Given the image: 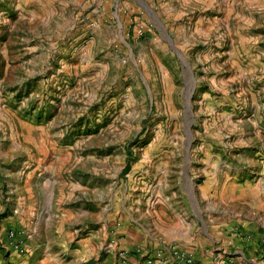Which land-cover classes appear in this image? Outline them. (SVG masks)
<instances>
[{
  "label": "rangeland",
  "instance_id": "rangeland-1",
  "mask_svg": "<svg viewBox=\"0 0 264 264\" xmlns=\"http://www.w3.org/2000/svg\"><path fill=\"white\" fill-rule=\"evenodd\" d=\"M0 151L79 236L228 203L264 176V0H0Z\"/></svg>",
  "mask_w": 264,
  "mask_h": 264
},
{
  "label": "crops",
  "instance_id": "crops-1",
  "mask_svg": "<svg viewBox=\"0 0 264 264\" xmlns=\"http://www.w3.org/2000/svg\"><path fill=\"white\" fill-rule=\"evenodd\" d=\"M0 161V264H144L145 255L172 245L193 251L201 264H264V176L252 186L229 185L228 203L206 194L203 204H191L174 219L165 216L156 238L122 236L115 227L103 235L79 236L73 220L57 227L46 219L50 209L44 187L34 183L31 163H18L6 151H0ZM236 227L243 236L234 234ZM12 229L27 235L23 254L7 247ZM138 247L146 254L120 255Z\"/></svg>",
  "mask_w": 264,
  "mask_h": 264
},
{
  "label": "built area",
  "instance_id": "built-area-1",
  "mask_svg": "<svg viewBox=\"0 0 264 264\" xmlns=\"http://www.w3.org/2000/svg\"><path fill=\"white\" fill-rule=\"evenodd\" d=\"M236 236H243L244 232L241 228L236 227L234 229ZM7 247L18 253L23 254L25 252V239L26 233L21 230H9L7 231ZM145 255V251L138 247L134 250H125L120 253L123 258L130 255ZM144 264H201L197 261L196 255L193 251L183 248L179 245H172L155 250L153 253L145 255Z\"/></svg>",
  "mask_w": 264,
  "mask_h": 264
},
{
  "label": "trees",
  "instance_id": "trees-1",
  "mask_svg": "<svg viewBox=\"0 0 264 264\" xmlns=\"http://www.w3.org/2000/svg\"><path fill=\"white\" fill-rule=\"evenodd\" d=\"M130 166L127 165V167L124 169V173H127L129 171Z\"/></svg>",
  "mask_w": 264,
  "mask_h": 264
}]
</instances>
